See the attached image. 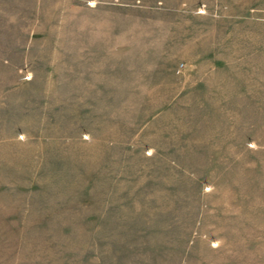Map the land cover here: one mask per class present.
I'll return each instance as SVG.
<instances>
[{"label": "rangeland", "instance_id": "374dc122", "mask_svg": "<svg viewBox=\"0 0 264 264\" xmlns=\"http://www.w3.org/2000/svg\"><path fill=\"white\" fill-rule=\"evenodd\" d=\"M0 264H264V0H0Z\"/></svg>", "mask_w": 264, "mask_h": 264}]
</instances>
